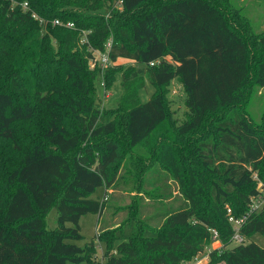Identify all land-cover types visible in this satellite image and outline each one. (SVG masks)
<instances>
[{
	"label": "trees",
	"instance_id": "1",
	"mask_svg": "<svg viewBox=\"0 0 264 264\" xmlns=\"http://www.w3.org/2000/svg\"><path fill=\"white\" fill-rule=\"evenodd\" d=\"M119 1L122 9L110 8L108 24L94 16L84 26L64 10L76 0H0V140L13 141L18 123L42 119L39 137L19 159L0 148V169L9 164L10 186L0 191V264L90 261L88 249L73 242L82 238L81 216L97 214L99 234L108 229L102 220L106 206L90 196L101 187H122L130 171L122 163L128 148L149 146L168 117L163 94L139 101L144 85L136 80L143 72L158 88L178 79L185 90L187 116L176 133L187 152L174 142L159 143L155 159L161 169L152 168L140 182L156 187L165 200L173 181L181 203L120 223L114 232L119 242L104 251V264H182L210 246L209 229L219 232L222 243L210 256L224 264H264V247L253 240L229 247L233 228L224 206L235 197L238 206L229 209L242 216L264 182V133L242 110L249 81L264 86V33L256 39L260 55L251 69L248 42L224 15L227 0ZM22 2L43 22L24 11ZM137 9L141 13L132 16ZM54 19L74 27L53 25ZM84 29L87 42L81 44ZM108 38L110 64L89 69L94 51H104ZM122 58L145 70L120 72L112 63ZM100 71L105 89L118 72L123 87L115 115L106 121L98 119L96 106ZM198 166L213 176L208 191ZM52 208L56 227L48 229ZM240 231L246 240L255 233L264 237V207Z\"/></svg>",
	"mask_w": 264,
	"mask_h": 264
},
{
	"label": "rangeland",
	"instance_id": "2",
	"mask_svg": "<svg viewBox=\"0 0 264 264\" xmlns=\"http://www.w3.org/2000/svg\"><path fill=\"white\" fill-rule=\"evenodd\" d=\"M220 1L223 2L224 0ZM227 1L228 6L223 10L224 15L227 17L230 25L237 29L248 42L252 69L254 67V61H256L257 57L260 55V49L256 43V39L260 34L264 33V0ZM221 2L218 1L217 4L221 5ZM110 8L120 11L122 9L120 1L112 0L111 2L108 0L105 3L104 0H76V3L73 2L64 6L65 12L71 14L72 18L79 19L84 26L85 19L90 20V18L94 16L99 18L98 22L102 23L100 25H104L105 23L108 24ZM140 13L141 9H137L132 16H136ZM125 22V20L121 21L122 24ZM109 27L111 28V26ZM118 28H120L119 32L127 31L124 28ZM83 31L87 32L85 29ZM126 33L128 32H125V34ZM109 39L111 38H108V40ZM79 42L81 43V41ZM54 47L57 48V45H54ZM112 65H117L120 72L128 70L129 68L133 70H145L143 64H137L132 60L123 58L117 59ZM88 68L95 69L97 65L92 66L89 62ZM120 72L116 74V78L111 82L112 84L108 89H105L102 84L103 72H98L95 77L94 82L97 93L96 106L99 109L98 119L100 121H106L110 114L115 115L114 108H116L123 94ZM140 81L143 82L144 86L139 90V101L144 102L156 93L163 94L168 110V117L167 120L157 128L154 136L150 140L149 146L143 145L135 149L128 148V153L123 156L122 163L124 162V164H127L130 167V171L126 173L125 183L121 185L122 187H101L90 196L91 198L99 199L106 206L104 212L105 217L102 218V220L103 224H105L108 229L99 234L101 220H99L97 214L88 213L81 216L79 224L82 238L73 242L88 249L90 260L88 264L105 263L103 257L104 251L106 249H114L119 242L114 232L119 228V224L130 216L134 218H148L149 215L154 214L157 210L164 208L170 209L181 203V200L176 197L178 192L173 181L168 182L172 195L169 199L165 200L159 197L160 195L156 191V187L147 189L146 186L140 182H142V176L144 174L146 175L152 168L161 169L157 165L155 159L159 143L163 141L174 142L181 146L178 151H182L184 154L187 152V148L185 147L186 144L182 143L183 138L176 133L178 125L187 116V109L184 104V87L178 79H174L167 87L158 88L150 82L147 72H143L140 80H136V82ZM39 104L41 105L42 101H40ZM242 106L244 107L242 110L246 114L248 121L264 133V86H257L250 80L244 91ZM121 120L123 119H120V121ZM41 123L42 119L27 123H18L15 126V137L13 141L0 140L2 153L6 156L8 155L9 158L11 157L13 160L19 159L22 150L29 146L30 141L39 137ZM69 125L76 131L80 129L77 123L72 119L69 120ZM2 168H4V170H2ZM2 168L0 169V191L7 192V190H10V186L6 180L9 164H5ZM197 173L199 179L205 184V188L208 191L210 180L213 176L202 166H198ZM229 205L238 206L235 197L229 198L224 206L228 209L230 208ZM45 219L48 229L56 227V210L52 208ZM152 223L155 225L156 221ZM249 240H253L264 247V237L261 234H252L245 242ZM236 244L237 243L233 241L230 243L229 247ZM212 246L213 249H220L222 243L220 240H217ZM203 252L206 251L204 250ZM207 254L208 256L199 253L193 257L184 259L182 264H207L209 260L211 264H224L222 259L210 256L209 253ZM205 256L207 258L202 260Z\"/></svg>",
	"mask_w": 264,
	"mask_h": 264
},
{
	"label": "built area",
	"instance_id": "3",
	"mask_svg": "<svg viewBox=\"0 0 264 264\" xmlns=\"http://www.w3.org/2000/svg\"><path fill=\"white\" fill-rule=\"evenodd\" d=\"M21 7L24 11H30L31 16L34 19L39 20L40 22H43V19H40L39 16L29 7L27 2H22ZM53 25H59V26H64L68 28H73L74 24L73 22L67 21L63 22L59 19H54L52 21ZM87 32L82 31V38L81 42H87ZM111 47V39L107 40L105 45H104V51H95L94 52V57H92L89 62L92 66L98 65L101 69H104L107 65L110 64L109 60V55L108 51ZM151 64H153L151 62ZM103 84V83H102ZM264 207V182L259 181L258 186H257V192L252 195L249 199V210L243 214L242 216H235L231 213V210L228 208L227 209V214H228V221L232 225L233 228V234L231 237L232 242L235 241L236 243H243L246 239L245 237L241 234V228L246 221L247 217L253 213V212H258ZM211 232V244L210 246L205 248L206 252H210L212 250L211 245L216 242L217 240L219 241V232L216 229H209ZM88 264V263H85Z\"/></svg>",
	"mask_w": 264,
	"mask_h": 264
},
{
	"label": "crops",
	"instance_id": "4",
	"mask_svg": "<svg viewBox=\"0 0 264 264\" xmlns=\"http://www.w3.org/2000/svg\"><path fill=\"white\" fill-rule=\"evenodd\" d=\"M211 247H212V249H213V246L211 245ZM208 252H201V254H206L207 256H208V254H207ZM207 257L205 256L202 260H204V259H206Z\"/></svg>",
	"mask_w": 264,
	"mask_h": 264
}]
</instances>
